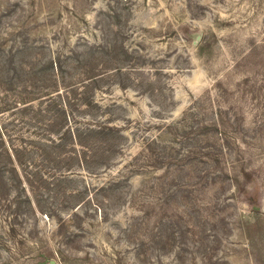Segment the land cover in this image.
Returning a JSON list of instances; mask_svg holds the SVG:
<instances>
[{
  "label": "rangeland",
  "instance_id": "374dc122",
  "mask_svg": "<svg viewBox=\"0 0 264 264\" xmlns=\"http://www.w3.org/2000/svg\"><path fill=\"white\" fill-rule=\"evenodd\" d=\"M28 36L116 41L142 72L103 96L133 122L117 165L85 176H123L125 198L91 192L61 228L0 210V264H264V213L241 208L264 207V0H0V43ZM55 194L40 195L68 215Z\"/></svg>",
  "mask_w": 264,
  "mask_h": 264
},
{
  "label": "trees",
  "instance_id": "16d2710c",
  "mask_svg": "<svg viewBox=\"0 0 264 264\" xmlns=\"http://www.w3.org/2000/svg\"><path fill=\"white\" fill-rule=\"evenodd\" d=\"M48 46L29 36L9 47L0 43V210L13 220L27 211L61 218L62 227L82 214L91 192L103 205L125 198L123 176L97 185L85 176L102 177L117 165L133 122L118 118L124 106L105 104L103 96L115 85L132 88V71L142 72V66H131V52L123 47L125 58L117 60L116 41ZM140 82L153 87L152 77ZM42 191H55L68 215L55 214ZM107 213L99 208L100 218Z\"/></svg>",
  "mask_w": 264,
  "mask_h": 264
},
{
  "label": "water",
  "instance_id": "95a60500",
  "mask_svg": "<svg viewBox=\"0 0 264 264\" xmlns=\"http://www.w3.org/2000/svg\"><path fill=\"white\" fill-rule=\"evenodd\" d=\"M241 208L245 210L255 211V212H261L264 213V207L259 206L257 204H248V203H242Z\"/></svg>",
  "mask_w": 264,
  "mask_h": 264
}]
</instances>
